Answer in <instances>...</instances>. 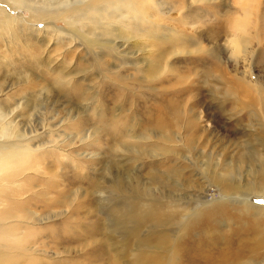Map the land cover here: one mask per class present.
Listing matches in <instances>:
<instances>
[{
  "label": "bare ground",
  "instance_id": "6f19581e",
  "mask_svg": "<svg viewBox=\"0 0 264 264\" xmlns=\"http://www.w3.org/2000/svg\"><path fill=\"white\" fill-rule=\"evenodd\" d=\"M124 1H127L129 8L123 13L127 17L130 13L134 16L133 19L131 18L133 25L134 22H137L139 25L145 24V27L147 25L148 27L145 28L147 34L144 31L142 32V30L138 31L134 29L133 26L129 34L136 36L129 37L128 35H123L121 32H118L121 34H115L117 32L116 28L110 25L112 20L120 24L128 23L121 20L119 16L122 13L119 8L126 5ZM103 2H108V0H75L74 2L62 0L60 3H53L51 6L41 5L40 10H37V7L33 5L31 0H0V24L6 26L4 29L0 27V30H3L6 35L15 33L17 21L23 23L25 27H28L29 23L39 27V24H36V22L41 14L47 15L44 16L41 22L48 23L45 24V28L48 30L53 26L57 14H65L62 20L67 23V28L62 32L59 31L60 35L58 37H63L62 40L67 42V45L63 44L60 46V51L63 50L60 55L61 59L56 58L55 60H51L49 57L50 62L47 65V69L42 73H35L37 74L35 77L38 79L43 78V84L46 85V88H41L39 94L31 93L33 98L37 99L39 95L43 96L42 93L46 91L45 93H48L46 98L55 101V104L60 103V99H66L65 102H68V104L73 101L74 103L78 102V104H69L70 108L65 109L66 120L68 121H63V123L70 122V118L74 115L79 119V116L82 114L81 111H84L89 103L97 104L99 113L96 117H99V129H96V131H103L116 137L117 142L112 146L115 151L127 149L130 152H135L136 155H141V159L146 157L151 160H157L159 157L156 154L160 153L156 150L160 144L165 145V150H169L164 155V165H166L163 170L160 171L156 167L157 162L151 161L147 164L149 165L147 183L157 187L159 194H156L157 192L152 194L143 185L129 187L122 185L119 182L120 180H117L111 186V190H116L120 193L121 201L118 200L119 202L113 204V207L106 211L108 221L106 220L102 224H94L91 228L88 227L86 238L84 237L86 241L80 244L79 251L75 252V257L72 258L70 253H66L70 255V259L68 260L56 259L58 253L61 254L59 249L63 248V251L69 252L70 249L75 250V248L60 244L52 248L51 244H49V248L55 252L53 254L54 258L51 257L52 259H49L50 253L45 243L46 241H34L33 239L39 235V232L37 230L25 229L21 222L36 223L42 221L43 217L44 219L53 217L54 214L51 209L54 208V205L49 196H45L43 201L37 200L41 193H34L33 195L24 197L27 193L26 190H23V186H25L23 184L28 182L27 173L45 174L46 170L43 168L41 160L46 156L48 157L49 150L47 151V149L54 148L55 143H62L60 136L65 134L61 131L60 123H51L53 122L52 120H56L58 112H55L56 114L51 118L50 123L47 122L50 125H41V128L36 127L33 131L32 128L30 131H27L28 128L24 134L20 127L21 124L18 120L16 121L18 116L14 118L16 111L8 113L5 108L3 110L0 109V139H4L3 142L5 143L4 145L0 144V148L1 145L5 146L11 143L12 145H16L17 143V145L21 146H17L16 150L28 148L27 150L31 153L30 155L35 154L36 157L40 158L38 164L36 162V165L27 166L24 163L25 166L23 164L24 158H27L29 155L23 154L14 165H6V161H9V158L3 155L0 149V157L3 158L2 155L4 156L3 160H0V207L2 206L0 208V264H96L95 262L99 261L101 257L107 264H264V204L262 203V200L264 201V151L256 155L257 152H255L256 150H254L255 147L252 143L254 135L245 133L239 136L244 138V144H238L235 140L232 141V137H229L228 134L227 145H224L226 149H222V153H214V148L211 153H206L207 149L201 152V148H206V134L210 132L203 130L200 133L198 130V119H190L189 114L183 111L182 105L177 101L173 102L170 98L159 99L160 104L157 112L153 117L148 118V121L143 126L145 132L153 133L157 136H155L158 139L157 142L150 143V137L133 136L130 133V122L124 120L121 115L117 117L118 115L116 116L112 112L110 113L111 116L107 115V110L102 108L101 100L96 91L97 87L101 86L102 78H110L112 82L117 80L115 83H119L121 87L124 86L126 90H128V86L135 85L134 78L136 75L139 76L140 73L142 74L141 78L149 83L161 80L163 77L167 79L166 76L175 71L169 63V58L171 59L173 55L181 53H211L216 56L218 61L213 66V72H216V74L220 73L221 69L223 70L224 64L232 65L234 68L236 67L241 70V76H236L237 83L233 82L240 87L246 96V100L235 102L243 110L249 108L253 112L260 105L264 115V85H262L263 91H261L259 87L260 83L256 82L257 80L254 83L248 79L254 73V58L257 51L249 42L251 39L248 32L250 28L249 20L247 21L246 19L245 21L243 19L238 22L231 31V34H227L224 37L219 36L221 37L219 40L218 37L211 40L209 51L203 46V42L207 43V40L202 38L205 32L200 30V26L202 25L200 24L199 26L198 24L195 26L194 23L197 21L186 22L182 20L180 22L182 30L176 31L178 34L177 47L181 48H176L177 50H174L172 54H166V51L161 50V47L167 44L168 41L164 38H158L157 33L161 26L149 20L151 13L148 6L140 8L129 0H122L120 1L122 6L116 8L117 12L113 16H110L107 12L108 7L95 6L96 3L103 4ZM35 11H39L40 13L34 14L36 13ZM27 12L31 15L30 18H27L28 16L23 14ZM98 12L101 13L97 14ZM69 19L73 20V22H68ZM95 21L98 23H102V21L105 23L109 22V25L104 24L108 34H96V29L94 28L93 30L92 28ZM76 22H78V25L70 28ZM189 30L193 31L198 38L195 39V36H192V38L185 36V33ZM103 36L109 37L108 40L102 41L101 38ZM132 39H135L132 42L134 47H141L139 48V52L142 55H140L139 59L138 53H131L132 58L127 63L123 57V53L127 56V45ZM147 40L151 41V43H148L150 45L146 46L149 50L143 48L145 44H142ZM51 43L52 40L48 41L45 45L44 54L50 53ZM15 47L18 48V46ZM121 47L122 51H118ZM80 50H84L88 56L93 55L95 57L98 69L92 67L91 64L83 65L81 60L76 64L77 66L75 65L77 61L75 62L74 59L77 58ZM109 58H115L119 61L122 59L123 62L120 65L118 63L116 66L111 67L110 62H107ZM37 59L38 62L43 61L40 58ZM37 59L35 58L34 60ZM57 62L60 63L57 64ZM130 68L133 69L135 76L129 77L132 79V83L127 82L125 84L126 77L122 74V71L129 70ZM97 70H101L100 74L97 73ZM203 73L206 78L211 76L207 69H204ZM215 75L213 74V76ZM31 76L33 74L22 78L19 82L28 83L31 80ZM215 78L214 81L218 82L220 76L217 77L216 75ZM177 80L181 79L178 78ZM2 87L4 86H0V96L4 95L8 88L4 87V89H1ZM71 88H75V91L73 90L74 92H72ZM69 96H72V98H69ZM41 97L38 98L41 99ZM118 97L114 99L115 104L120 99H123L122 96ZM67 99H70V101ZM26 102L30 103L29 101ZM219 105L221 106L222 103H219ZM35 106L37 107L38 103ZM223 107L222 109H224ZM50 111L52 113L53 109ZM46 113H44L45 116ZM185 119L186 124L183 133L180 131V127H183L182 121L184 122ZM32 125H34V122H32ZM69 126L76 127V130L81 134L80 136L87 131V128H81V124L78 122L71 123ZM43 127H50L51 131H47ZM49 132L53 136H58L60 141L51 140V142H45L44 138L47 135L44 134ZM261 136L264 138V131ZM130 137L139 138L137 144L127 142ZM66 138L72 139V136L68 135ZM205 140L206 143L204 144ZM256 141L258 142V140ZM177 144H181L180 146L189 152L196 151L199 153L198 155L196 154V158H192L193 155L191 159L184 158L185 162L188 161V165L183 160L179 161L180 159L173 165H168V162L172 163V160H174L171 158L173 154L171 155L170 152L172 151V147L175 148ZM243 145L249 146L251 152L248 153L249 155L237 157L235 163V159L233 160L228 154L227 148L233 147L235 149ZM260 147L264 148V140L260 142ZM132 148L138 149L135 151ZM63 157L67 156L63 155ZM229 158L230 162L223 165L224 160H228ZM31 160L34 161V158ZM31 160L30 162H32ZM233 164L234 166L237 165L236 167L239 169L244 165L250 169L252 167L256 169V167L261 166L259 176L256 179L254 178L258 182L252 181L248 185H240L237 182L233 183L232 174L236 170ZM73 165L77 170L83 171V168L78 166V163L74 162ZM15 169H18V172H15ZM189 170L191 171L190 174H188ZM19 180L24 183L16 187L15 185ZM207 184L210 185V188L215 187L216 190L221 192L220 198L214 199L218 201H211L208 196ZM100 193H104V191L102 190ZM228 198L233 199V202L238 205V212L230 213L229 211L232 209H227L224 207L225 205H221V201ZM254 199L257 201H253ZM38 202L42 203L41 210L38 208ZM68 205L71 204L68 203ZM233 210L235 211V209ZM42 211H46L47 216H43ZM62 213L64 211L56 212L55 215L59 216ZM90 213L88 212L87 214ZM222 222H225L229 227H232L231 224H235V227L230 230L228 229L227 232L221 231L218 226ZM71 226L74 225L66 222L65 231L67 233L71 231V238L79 240L80 238L75 235L78 231L76 229L72 231ZM145 230L147 232L144 235L143 232ZM98 233H101L104 239L97 240V238H94ZM195 235H198L200 238L196 242L192 241V237ZM40 253H44V255ZM47 259L53 261L48 263Z\"/></svg>",
  "mask_w": 264,
  "mask_h": 264
},
{
  "label": "rangeland",
  "instance_id": "374dc122",
  "mask_svg": "<svg viewBox=\"0 0 264 264\" xmlns=\"http://www.w3.org/2000/svg\"><path fill=\"white\" fill-rule=\"evenodd\" d=\"M60 1L62 0H31L33 5L37 7V10H40L41 5L51 6L53 3H60ZM70 1L74 2L75 0ZM120 1L122 0H108V2H103V4L96 3L95 6L101 5L103 8L108 7V14L110 16H113L114 13L117 12L116 8L122 6ZM129 1L131 3H135L140 8L145 6L149 7L151 13V18L149 20L151 22L160 24L159 26H161L162 28H160L157 33L158 38H164L168 41L167 44L163 45L164 48L163 46L161 47V50L166 51V54H172L174 50L181 48L177 47V32L182 30V26L180 24L182 20H185L186 22L197 21L194 23L195 26L198 24L199 26L200 24L202 25L200 26V30L205 31V36L202 35V38L207 40V43L203 42L204 44H202L207 48L208 51L211 47V40H214L217 37L219 40L221 37L227 36V34H231V31L233 30L234 26L238 24V22L242 21L243 19L245 21L246 19L247 21L249 20L250 28L248 32L251 36L249 42L251 46L257 51L254 58V73H252V75L248 79L254 83L255 80H257L256 82L260 83V90L263 91L264 0ZM124 2L126 5L119 8L120 12H122L119 16L121 20L127 21L128 23L120 24L118 22H114L115 20H112L111 24L109 22L105 23L102 21V23H98L97 21H95L93 22L92 28L93 30L94 28L96 29V34H108L106 32L105 25L109 24L113 25L116 28L117 32L115 34L121 32L123 35H128L129 37L136 36L129 34L132 26L134 29H137L138 31L142 30V32L144 31L147 34V30L145 29L148 27L147 25L145 27V24L139 25L137 24V22H134L133 25L131 23V20L134 18V16L130 13L128 18L123 13L129 8L127 1ZM35 12L36 13L34 14L40 13L39 11ZM27 13L23 14L28 16L27 18H30L31 15L29 14V12ZM100 13L101 12H98L97 14ZM116 15L118 14L116 13ZM44 16L47 15L41 14L39 19H37L36 24H39V27L33 26L32 23H29L28 27H25L23 23L17 21L15 26V33L13 32L11 35H6L3 30H0V86H4L5 88L8 87L4 95L0 96V109L3 110L5 108L8 113H13L14 111H16L14 118L18 116V119H16V121L18 120V122L21 124L20 127L24 134L25 130H27L28 128L29 129L27 131H30L31 128L33 131L34 129H36V127L41 128L43 125H50L49 123L51 121V118L56 114L55 112H58L57 118L55 117L56 120H52L53 122L51 123H60L61 131L65 135L60 136L62 139V143L56 144L53 141L55 143L54 148H48V157L46 156L41 160L43 168L46 170L45 174L39 175L34 173L32 174L31 172L30 174L27 173L26 176H28L30 180L28 179V182L24 183L21 182L20 179L19 182H17L18 184L16 183L15 186L19 187L24 183V189L19 188L26 190L27 194H25L24 197L33 195L34 193H41L37 200L43 201L45 196H49L52 204L54 205V208L51 210L53 211L55 217L53 216L45 219L43 217L42 221H38L36 223L21 222V224L27 230H37L39 232V235H37L33 240H42V242L46 241L45 243L47 244L48 251L50 253L49 259L54 258L53 254H55L54 250H51L49 248V244H51L52 248L55 245L59 244L62 246L67 245L71 248H75V250L70 249L69 252H66L63 251V248L61 249L60 247H58L60 248L59 252L61 254L58 253L57 258L56 256L55 258L57 260L62 259L63 261H65L70 259V255L72 258L76 256L75 252L79 251L80 244L86 241L84 240V237L86 238L88 227L91 228V226L94 224H102L103 222H105L108 219L106 216V211H108V209H111L113 207V204L121 201L120 193L116 190H111V186L114 185L117 180H120L119 182H121V184L124 186L133 187L143 185L152 194L156 192V194H159V192L157 191V187H154L153 184L147 183V178L149 177L147 175L149 173V165L147 164H149L151 161L157 162L156 167L160 171H162L164 166L166 165H164V155H166V152L168 153L167 150L169 149L165 150V145L160 144L159 148L156 150L158 151V153H160L156 154L159 157L157 160H151L146 157L141 159V155H136L135 152H130L127 149L115 151L112 146L117 142L116 137L110 134H106L103 131H96V129H99V117H96L99 113L97 104L89 103L84 111H81L82 114L81 116H79V119H77L78 117L74 115L72 118H70L71 120L69 119L70 122L63 123V121H68L66 120L67 116L65 109L70 108V105L72 104H78V102L74 103L73 101L72 103H69V105L68 102H65L66 99H60V103L55 104V101L48 100L46 98V96L48 95V93H45L46 91L42 93L43 96H38H42L41 99L38 97V100L33 98L32 94H39L41 88H46V85L43 84V78L38 79L37 77H35V75L42 73L47 69L50 58L51 60H55L56 58L61 59L62 57H60V55L62 54L63 50L60 51V46H62L63 44L67 45V42L62 40L63 37H58V35H60L59 31L62 32L67 28V23L62 20L65 14H57L53 22V26L48 30H46L45 28V24L48 23L41 22ZM68 22H73V20L69 19ZM75 25H78V22H76V24L72 25V27L70 28H73ZM0 27L4 29L6 26L0 24ZM185 36H190L189 38H192V36H195V33L189 30L187 33H185ZM108 38L109 37L107 36H103L101 40L105 41L108 40ZM197 38L198 37L195 36V39ZM51 40L52 43L50 44V53L44 54L43 51L45 49V45L48 41ZM134 40L135 39L130 40L129 44L127 45V56H125V53H123V57L127 63L129 60H131L130 58H132L131 53H138L139 59L140 55H142V53L139 52V48L141 47H134L132 45V42ZM149 41L150 40H147L146 42L142 43L145 44L143 48H147L146 46L150 45L148 43H151V41ZM15 46H18V48ZM56 50H59L61 53L59 51L55 53L54 51ZM147 50H149V48H147ZM118 51H122V47L118 49ZM209 54L181 53L178 55H173L171 59L169 58V63L170 65H172V68H174L175 71L169 73L166 76L168 80L163 77L161 80H156L149 83L141 78L142 74L140 73L139 76L136 75V77L134 78L135 85L128 86V90H126L124 86L121 87L119 83H115L117 82V80H114L115 82H112L110 81L112 80L110 78H102L103 83L101 82V86L97 87L96 89L101 100V105L103 106L102 108L107 110V115L111 116L110 113L112 112L116 116L118 115L117 117L121 115L124 120L130 122V133H132L133 136L136 135L137 137H150L149 142L153 143L157 142L158 140L157 138H155L156 135L153 133L145 132L143 126L148 121V118L153 117L157 112V108L160 104L159 99L162 100L171 98L173 102L177 101L182 105L181 107L183 111L189 114L190 119H198V130L200 133H202L203 130L210 132V135L204 133L207 136L208 144L205 140L204 144L206 143V148H201V152H203L202 150L205 151L207 149L205 152L211 153L214 148L216 150H213L214 153H222V149H224L227 145L226 143L229 137H232V141L235 140V142H237L238 144H244V138H241L239 136L245 133H251L254 135V141L252 143L255 147V152H257L256 155L261 154V151H264V148L260 147V142L264 140V138H262L261 136L262 132L264 131V115L261 110L262 107L260 105L257 106L258 108L255 112H253L249 108L247 110H243L242 107L235 102H242L246 100L245 94L236 84V81H238L236 76H241V70L237 69L236 67L234 68L232 65L224 64L223 70L221 69L220 73L216 74V72H213V66L215 63H218V61L215 55H212L211 53ZM35 58H40L43 61L38 62V59L34 60ZM79 60L82 61L83 65L91 64L92 67L98 69L95 57L93 55L88 56L84 50H80L77 58L74 59L75 62L77 61L76 63L74 62L75 65L78 64ZM108 60L109 61L107 62H110L111 67L116 66L118 63L120 65V63L123 62L122 59L121 61H119L115 58H109ZM193 61L195 62L193 63ZM59 63L60 62H57V64ZM204 69H207L213 78L211 76H209V78H206L203 73ZM100 72L101 70H97L98 74H100ZM31 74H33V76H31V80L28 83H23L22 81L19 82L20 80H22V78L28 77ZM122 74H124L126 77V80L124 81L125 84H127V82L132 83V79L129 78L131 76H135L132 68L122 71ZM213 74H216L217 77L220 76L218 82L214 81L216 79V75L213 76ZM108 75L110 76V74ZM178 78L181 80H177ZM233 81H235L236 83ZM4 87H2L1 89H4ZM70 90L74 92L75 88H71ZM117 96H122L123 99H120V101H118L119 103L117 102V104H115L114 99H116ZM69 98H72V96H69ZM67 100L70 101V99ZM26 101H29L30 103ZM36 103H38L37 107L35 106ZM219 103H222V105L220 106ZM222 107L224 109H222ZM51 109H53L52 113H50ZM45 112H47L46 116L44 115ZM32 122H34V125H32ZM47 122L49 123L47 124ZM77 122L81 124V128H87V131L82 134V136H80L81 134H79V132L76 130V127L69 126V124ZM184 122L182 121L183 127H180V131L183 133L186 119L184 120ZM43 128L47 131H51L50 127ZM228 134L229 137H227ZM44 135H47L44 138L45 142H51V140H56L57 142L60 141V138L58 136H53V134H51L50 132L45 133ZM68 135H71L72 139H67L66 136ZM138 139L139 138L130 137L127 142L137 144V142L139 141ZM0 140H2L0 144L4 145V139ZM256 140H258V142ZM180 145L181 144H177L175 148L172 147V153L170 152V154H173L171 158L174 160H172V163L168 162V165H173L179 159V161H184L185 157L191 159L192 155V158H196L199 153L196 151L189 152ZM17 146L21 145H17V143L16 145H12V143L5 146L1 145V153L8 156L9 158V161H6V165H14V163L19 160L23 154H26V156L29 155L27 156V158L29 157L28 161L25 157L23 164L25 163L27 164V166L36 165V162L38 164L40 158L36 157L35 154L30 155L31 153L29 152V150H27L28 148H24L23 150H16ZM137 149L138 148H134L133 150L136 151ZM250 150L251 149L249 146L244 145L235 149L233 147L227 148L228 154L233 158V160L235 159V163L237 161V157H241L240 155H249L248 153L251 152ZM3 155L2 157L4 158ZM63 155L67 157L64 158ZM3 158L0 157V160H3ZM33 158L34 161L31 160ZM65 159L69 160L66 161ZM30 160L32 162H30ZM74 162L78 163V166L82 167L83 171L85 172L77 170L73 165ZM228 162H230V158L228 160L225 159L223 165ZM184 163H187L188 165V161H184ZM236 166L234 167L237 171L235 170L234 174H232L233 183L237 182L240 185H248L252 181H257L254 180V178L256 179L259 176L261 166L256 167V169L251 166L253 170L248 166L246 167V165H244L240 169ZM15 172H18V169H15ZM190 172L191 171L189 170L188 174H190ZM58 182L60 183V185ZM199 183H201V181H199ZM206 187L208 189V196L210 197L211 201H218L214 199H219L221 192H219V190H216L215 187L210 188L209 184H207ZM102 190L104 191V193H100ZM253 201L257 200L254 199ZM38 203V208L41 210L42 203ZM68 203L71 205H68ZM221 203V205H225L224 207H226L227 209H232L231 211H229L230 213L238 212V205L233 202V199L228 198L227 200H222ZM262 203L264 204L263 200ZM0 208H2V206ZM75 209H77L76 212ZM233 209H235V211ZM63 211L64 213H62L61 215H55L56 212ZM45 212H41L43 216H47ZM88 212L91 213L87 214ZM66 222H68V224L70 225H74L71 226V229L72 231H74L75 229L78 231L75 235L80 238L79 240L71 238V231H69L68 233L65 231ZM220 224L221 225H219L218 228H220L221 231L225 232H227L228 229L230 230L231 228L235 227V224H231L232 227H229L225 222H222ZM146 232V230L143 232L144 235ZM197 236L198 235L192 237V241L196 242L197 240H199L200 238L199 236ZM53 238L55 239L53 240ZM94 238H97V240H102V238L104 239L101 233L96 234ZM66 253H70V255ZM40 254L44 255V253ZM50 261L53 260L47 259L48 263H51ZM103 262V258L101 257V259L99 261H96L95 263L102 264ZM103 264L107 263L104 262Z\"/></svg>",
  "mask_w": 264,
  "mask_h": 264
}]
</instances>
